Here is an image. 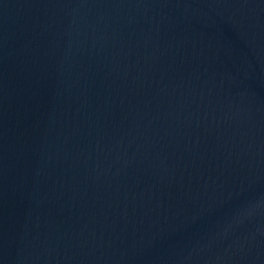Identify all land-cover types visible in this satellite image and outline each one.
Returning <instances> with one entry per match:
<instances>
[{"label": "water", "instance_id": "obj_1", "mask_svg": "<svg viewBox=\"0 0 264 264\" xmlns=\"http://www.w3.org/2000/svg\"><path fill=\"white\" fill-rule=\"evenodd\" d=\"M0 264H264V0H0Z\"/></svg>", "mask_w": 264, "mask_h": 264}]
</instances>
